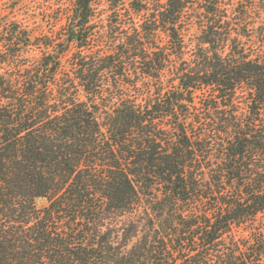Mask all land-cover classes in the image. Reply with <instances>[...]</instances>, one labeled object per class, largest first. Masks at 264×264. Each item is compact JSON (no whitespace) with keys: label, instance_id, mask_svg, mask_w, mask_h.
I'll use <instances>...</instances> for the list:
<instances>
[{"label":"trees","instance_id":"16d2710c","mask_svg":"<svg viewBox=\"0 0 264 264\" xmlns=\"http://www.w3.org/2000/svg\"><path fill=\"white\" fill-rule=\"evenodd\" d=\"M107 1L0 16V264H264V0Z\"/></svg>","mask_w":264,"mask_h":264},{"label":"rangeland","instance_id":"374dc122","mask_svg":"<svg viewBox=\"0 0 264 264\" xmlns=\"http://www.w3.org/2000/svg\"><path fill=\"white\" fill-rule=\"evenodd\" d=\"M142 1H146L147 3L145 5H147L148 7H153L155 6L157 0ZM160 1L163 3L165 0ZM64 3L65 0H0V16H3L5 14L8 16V18L19 20L20 22L27 24L30 28H36V34H48L50 33L49 29L51 27L55 29L58 28V25L54 24V17L56 15L55 12L58 6H60L61 4L63 5ZM107 3H109L107 0H102L101 7H107ZM257 13L253 15L255 26L261 23V21H264V11L259 9ZM197 27V23H194L189 27V31L186 32L187 42H190L191 38L195 42L193 34L196 35L198 33ZM255 43L259 44L258 41ZM191 44H193V42H191ZM251 45H253V48L258 46L255 44Z\"/></svg>","mask_w":264,"mask_h":264}]
</instances>
